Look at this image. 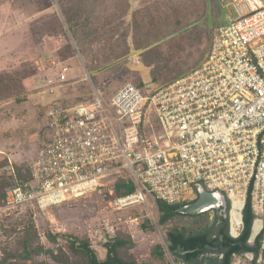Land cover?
<instances>
[{
    "label": "built area",
    "instance_id": "built-area-1",
    "mask_svg": "<svg viewBox=\"0 0 264 264\" xmlns=\"http://www.w3.org/2000/svg\"><path fill=\"white\" fill-rule=\"evenodd\" d=\"M233 8L199 66L146 93L125 83L106 99L85 67L93 100L64 106L58 89L71 84L72 67L54 60L58 71L47 80L54 99L44 113L49 135L27 161L30 179L7 189L0 215L25 206L46 214L104 191L117 212L159 210V200L183 202L200 183L241 203L251 199L263 222V256L232 264H264V0H233ZM141 212L124 223L139 231Z\"/></svg>",
    "mask_w": 264,
    "mask_h": 264
},
{
    "label": "rangeland",
    "instance_id": "rangeland-1",
    "mask_svg": "<svg viewBox=\"0 0 264 264\" xmlns=\"http://www.w3.org/2000/svg\"><path fill=\"white\" fill-rule=\"evenodd\" d=\"M130 1L132 7H135L137 0ZM225 1L231 2L233 7V0ZM214 5L215 0L212 6ZM59 13L57 0H0V71H12L31 64L37 66L39 70L37 75L25 80L27 88L25 101L7 100L0 104V178L12 171L11 166L27 164V161L33 158L42 140L49 135L44 115L46 110L42 113L41 105H48L54 97L48 92L49 81L40 80V77L55 76L58 68L53 61L62 60L61 58L58 60V56L55 57L58 49L67 42L65 35L60 33L63 29L58 26L59 23L56 20ZM216 20L217 18L212 16V20L208 19L207 26L214 30ZM58 27L59 30H57ZM53 28L57 30V34H48L49 30H54ZM64 28L71 39L72 34L65 23ZM136 51L138 50H132L122 57L120 60L124 62L115 65L111 71L107 68L112 64L104 67L103 70H107L105 73H99L103 71L101 69L90 72L95 86L108 95L106 97L102 95L104 98L111 99L110 94L122 83L132 82L133 77L137 79L140 76L144 81L151 80V67L141 62L140 53L135 54ZM68 60V64L72 66L69 77L73 78L74 83L68 87L65 86L67 87L65 95L72 100L79 94L86 95V90L82 93L79 90V84L86 85L88 82L87 86L91 91L93 88L90 80L87 79L86 65L81 54L78 52L77 57ZM98 76H101V80ZM154 86L158 85L151 84V88ZM108 194L105 191L94 193L78 201L49 208L46 214L25 206L20 210L12 211L9 215H0V261L3 260L6 252L22 251L21 239L24 235V227L31 222L38 235L35 245L41 246V250L34 252L28 260L35 264H63L54 258L55 254L59 256L66 254L70 261L80 262L81 254L75 253L70 248V241L74 237L88 239L101 259L106 252L103 246L104 241L117 236L131 238L132 245L122 250V253L127 256L131 254L147 258L157 242H161L165 247L161 234L165 235L167 228L160 224V234L157 227L160 211L157 207L143 206L117 212L109 205ZM140 212L144 216L142 224L149 220L147 227L139 225V231H137L131 227V224L124 223L126 218L134 217ZM124 215L123 221H120L119 217ZM105 221L111 230L108 235L105 233L107 231ZM97 228H101L100 233H96ZM49 233L60 235L53 241ZM14 262L15 259L9 256L5 264ZM18 264L22 263L18 262Z\"/></svg>",
    "mask_w": 264,
    "mask_h": 264
},
{
    "label": "trees",
    "instance_id": "trees-1",
    "mask_svg": "<svg viewBox=\"0 0 264 264\" xmlns=\"http://www.w3.org/2000/svg\"><path fill=\"white\" fill-rule=\"evenodd\" d=\"M211 1L213 4V0ZM136 3L135 7H132L130 0H57L60 13L57 14L56 20L58 26L63 29L60 33L65 35L67 42L58 49L55 57L58 56V60L60 58L63 60L59 61L68 64V59L77 57L79 52L89 72L103 70L105 66L112 64L107 68L111 71L115 65L122 64L124 61L120 59L132 50L143 49L139 57L144 65L151 67V80L144 81L140 76L137 79L133 77L132 82L122 83L113 93L125 83H132L146 93L151 89V84L165 85L200 65L210 48L214 34V30L207 26L209 16H206V13L209 0H137ZM64 23L72 34L71 39L66 34ZM53 29L49 30L48 34H57V30ZM107 70L99 73H105ZM38 72L34 64L7 72L1 70L0 104L7 100L25 101L27 99L25 80L37 75ZM48 78L42 76L40 80H48ZM72 79L70 77L71 85L74 83ZM98 79L101 80V76H98ZM88 84V82L86 85L79 84L81 93L86 90L85 96L79 94L76 98L69 99L65 95L69 84L61 95L60 92L58 93L57 99L64 106L88 102L94 96ZM98 91L101 95L108 96L102 90L98 89ZM45 108L46 106L41 105L42 113ZM30 177L28 164H16L14 172L11 171L7 176L3 175L0 178V201L8 188L20 181L29 180ZM120 187L121 185L119 189ZM123 192L119 190V193ZM181 203L169 204L159 200L160 223L164 224L174 216L176 212L172 210ZM244 213L245 228L241 239L246 242L254 217L250 198L246 200ZM148 222L149 220L143 222V227H147ZM168 233L173 236L178 231L169 230ZM49 235L50 239L55 241L60 234L49 233ZM37 240L38 235L31 222L24 227V235L21 239L22 251L6 252L0 264H5L9 256L15 259L12 264L18 262L35 264L28 260L34 252L41 250V246L35 245ZM130 245L132 240L128 237L117 236L106 240L103 246L107 249V257L101 259L88 239L74 237L70 241V248L75 253L81 254L82 260L74 263L66 254L64 256L55 254L54 258L63 264H122V250ZM246 248L253 247L247 245Z\"/></svg>",
    "mask_w": 264,
    "mask_h": 264
},
{
    "label": "flooded vegetation",
    "instance_id": "flooded-vegetation-1",
    "mask_svg": "<svg viewBox=\"0 0 264 264\" xmlns=\"http://www.w3.org/2000/svg\"><path fill=\"white\" fill-rule=\"evenodd\" d=\"M225 195L224 201L217 199L213 206L203 212H182V208L199 198V192L194 189L189 198L174 207L172 212L176 214L163 224L167 228L164 235L166 247L157 242L147 258L122 253V264H232L236 257L258 263L263 256L261 236L258 233L262 219L252 206L254 217L251 232L244 242L241 236L245 228L246 202L241 203L229 194ZM233 213L237 214L236 218ZM169 230L178 233L172 236ZM247 245L253 248L248 249ZM107 253L106 249L103 259Z\"/></svg>",
    "mask_w": 264,
    "mask_h": 264
},
{
    "label": "water",
    "instance_id": "water-1",
    "mask_svg": "<svg viewBox=\"0 0 264 264\" xmlns=\"http://www.w3.org/2000/svg\"><path fill=\"white\" fill-rule=\"evenodd\" d=\"M211 6H212V1L209 0V5H208L206 16H208V14L210 13ZM142 51L143 49H140L136 51L135 54L141 53ZM194 187L199 192V198L195 202L191 203L190 205L182 208L181 209L182 212H186L188 214H197L213 206L215 202L217 201V199H221L223 201L226 199V195L222 191H215V192L208 191L200 183L195 184Z\"/></svg>",
    "mask_w": 264,
    "mask_h": 264
},
{
    "label": "crops",
    "instance_id": "crops-1",
    "mask_svg": "<svg viewBox=\"0 0 264 264\" xmlns=\"http://www.w3.org/2000/svg\"><path fill=\"white\" fill-rule=\"evenodd\" d=\"M235 15L236 14L234 8L231 6V2L225 0H215V5L214 7L211 6V11L208 14L210 20H212V16H215L217 18L216 20L217 22L214 23L215 24L214 30L218 26L228 24L231 20H233ZM60 89H58V93L60 92L61 95L64 88H62V90Z\"/></svg>",
    "mask_w": 264,
    "mask_h": 264
},
{
    "label": "bare ground",
    "instance_id": "bare-ground-1",
    "mask_svg": "<svg viewBox=\"0 0 264 264\" xmlns=\"http://www.w3.org/2000/svg\"><path fill=\"white\" fill-rule=\"evenodd\" d=\"M233 216L236 218L237 217V214L236 213H233Z\"/></svg>",
    "mask_w": 264,
    "mask_h": 264
}]
</instances>
